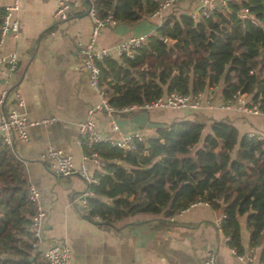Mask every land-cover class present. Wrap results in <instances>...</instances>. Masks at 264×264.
Listing matches in <instances>:
<instances>
[{"label": "trees", "instance_id": "obj_1", "mask_svg": "<svg viewBox=\"0 0 264 264\" xmlns=\"http://www.w3.org/2000/svg\"><path fill=\"white\" fill-rule=\"evenodd\" d=\"M83 1L99 16L109 12L115 22L132 23L149 17L158 0ZM165 11L132 56L108 54L96 61L111 105H140L170 90L196 93L221 82L225 98L238 89L264 108V0H227L201 18L178 10L176 2ZM172 52L186 55L153 70L135 67L147 55ZM204 124L195 115L173 119L131 149L107 141L84 145L86 154L95 151L102 161L85 197L87 215L107 223L128 215H171L200 199L224 214L220 230L237 253L242 213L248 244H264V140L239 136L225 117L211 120L207 131ZM24 173L23 162L0 137V264H31L37 247Z\"/></svg>", "mask_w": 264, "mask_h": 264}, {"label": "crops", "instance_id": "obj_2", "mask_svg": "<svg viewBox=\"0 0 264 264\" xmlns=\"http://www.w3.org/2000/svg\"><path fill=\"white\" fill-rule=\"evenodd\" d=\"M4 3L5 0H0V19ZM70 4L67 18L56 19L55 0H19L17 36L7 35L0 44V55L10 51L17 54L15 70L6 77L0 73V88L8 92L5 107L37 121L26 126L27 139H15L11 147L24 164L27 183L39 190L44 210L40 238L34 243L37 247L30 253V263L46 264L41 250L52 242L63 241L69 246L71 264H200L207 252L214 254L216 264H244L243 259L231 252L223 232L216 226L221 210L209 203L186 206L171 215L136 214L103 222L87 215L82 200L86 188L83 178L76 172L57 174L54 158L41 155L47 146H52L70 154L73 165L83 163L93 176L101 169L90 155L83 158L86 153L77 126L87 108L98 100L79 50L90 38L92 19L86 2L70 0ZM195 4L196 0H176L178 10L191 14ZM192 16L201 18L197 13ZM155 23L149 16L132 23L107 24L100 29L95 44L121 58L124 53L118 56L115 45L129 36L153 33ZM201 52L200 48L193 55L199 56ZM185 55V52L180 55L172 52L162 58L147 55L135 67L153 70L156 64L161 68L167 61H178ZM222 88L219 82L200 91L201 107L197 109L136 106L114 107L109 113L97 110L93 115L94 126L103 137L119 138L136 132L145 139L154 135L159 125L195 115L205 123L204 131L209 130L211 120L225 117L239 136L264 133V114L221 107L226 99ZM15 93L21 96V105ZM242 94L245 100L251 99L250 94ZM49 118L52 120L41 121ZM111 120L118 125L116 131L109 128ZM237 221L242 245L239 253L259 264L264 244H248L246 213L238 215Z\"/></svg>", "mask_w": 264, "mask_h": 264}, {"label": "built area", "instance_id": "obj_3", "mask_svg": "<svg viewBox=\"0 0 264 264\" xmlns=\"http://www.w3.org/2000/svg\"><path fill=\"white\" fill-rule=\"evenodd\" d=\"M226 1L227 0H196L193 13H197L200 17L210 16L217 7H219L220 5H224ZM175 2L176 0L157 1L156 7L149 14L151 18L156 20L155 26L161 23L163 13ZM70 6V0H55V18L66 19L68 16V11L71 8ZM18 8L19 0H5V3L3 5V12L0 19V44L2 43L4 37L7 35L17 36L19 25L16 13ZM89 13L92 19L90 38L84 44H81L79 50L82 57V64L87 70L89 82L97 91L98 100L87 108L85 117L77 123L80 141L87 146H90L96 142L107 141L110 144L131 149L135 147V144L137 142H140L143 139V136H141V134L136 132H129L119 138H113L110 136L103 137L95 129L94 126V112H96L97 110H102L103 112L109 113L114 109V106L107 101V97L104 93L103 88L99 85L100 71L99 66L96 63L97 60H100L110 54V50L108 48L96 45L95 38L103 26L107 24L113 25L115 23V20L109 12H107L104 16H99L93 8H90ZM239 14L243 17L246 16L247 8L244 7L239 12ZM145 38L146 35L144 34L129 36L127 39L115 45L114 52L118 56L122 53L132 56L133 48L141 44L145 40ZM16 62L17 54L14 51H10L6 54L0 55V73L4 74L5 77L7 75H10L15 69ZM2 64L3 67H1ZM7 94L8 92L6 88H0V137L1 141L5 145L12 147L15 139H27L26 126L28 124L36 123L37 121L28 119L23 112L17 111L14 108H6L5 102ZM15 97L17 98V103L21 105V96L18 93H15ZM136 106L145 108L170 107L197 109L201 107V93H182L178 90H170L166 94L159 96L149 102H145L140 105L132 104L129 106H123V109L133 108ZM221 107L233 108L243 113L264 114V108L260 107L252 99L245 100L242 92L238 89H236L228 98L225 99L223 104H221ZM49 120H52V118L43 119L41 121L47 122ZM109 128L112 131H116L118 125L114 120H111ZM248 136H254L257 139L264 140V133H248ZM41 155L54 158V170L57 174L65 176L76 172L83 178L86 184V188L82 193V200L85 204V197L87 195H91L92 193L89 185L95 183L97 180L87 170L85 165L83 163L78 164V166L73 165L70 154L63 152L60 148H53L52 146H47ZM89 155L95 160L97 164H99L100 166L102 165L101 158L95 151H91ZM89 155L84 154L83 158H86ZM27 195L28 199L34 205V212L30 217V229L35 240L38 241L41 234L40 227L44 217V210L41 206L39 190L34 185L28 184ZM197 203L207 204L208 202L205 200L196 199L190 202L188 206ZM222 217H224L223 213L220 214V218L217 220L216 226L219 229L220 220L222 219ZM230 250L238 258L243 259L244 264H253L251 262L250 256L245 257L243 254L237 253L233 247H231ZM41 255L46 264H71L69 246L66 244V242L63 241L52 242L48 246L44 247L41 250ZM140 264L150 263L143 262ZM200 264H216L214 254L212 252H207ZM259 264H264V255L262 261Z\"/></svg>", "mask_w": 264, "mask_h": 264}, {"label": "water", "instance_id": "obj_4", "mask_svg": "<svg viewBox=\"0 0 264 264\" xmlns=\"http://www.w3.org/2000/svg\"><path fill=\"white\" fill-rule=\"evenodd\" d=\"M166 42L168 43V40H166ZM35 43V42H34ZM33 44V42H31V45ZM16 65H17V62H16ZM16 65H15V68H16ZM145 67V66H143ZM15 70V69H14ZM219 203L221 204V206H224L225 204L223 203L222 200H219Z\"/></svg>", "mask_w": 264, "mask_h": 264}]
</instances>
